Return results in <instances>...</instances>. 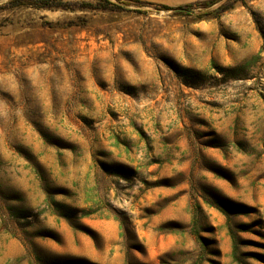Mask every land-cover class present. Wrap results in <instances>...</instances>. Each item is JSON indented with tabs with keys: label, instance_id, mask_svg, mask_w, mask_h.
Here are the masks:
<instances>
[{
	"label": "rangeland",
	"instance_id": "1",
	"mask_svg": "<svg viewBox=\"0 0 264 264\" xmlns=\"http://www.w3.org/2000/svg\"><path fill=\"white\" fill-rule=\"evenodd\" d=\"M20 1L0 264H264V0Z\"/></svg>",
	"mask_w": 264,
	"mask_h": 264
},
{
	"label": "trees",
	"instance_id": "2",
	"mask_svg": "<svg viewBox=\"0 0 264 264\" xmlns=\"http://www.w3.org/2000/svg\"><path fill=\"white\" fill-rule=\"evenodd\" d=\"M106 2L112 4L111 1L106 0ZM20 4H29L38 8H48V9H55V8H59L60 5L58 4H53L51 3L49 0H37V1H33V0H21ZM185 7H188V5H182V6H178V7H174L173 9H183Z\"/></svg>",
	"mask_w": 264,
	"mask_h": 264
},
{
	"label": "crops",
	"instance_id": "3",
	"mask_svg": "<svg viewBox=\"0 0 264 264\" xmlns=\"http://www.w3.org/2000/svg\"><path fill=\"white\" fill-rule=\"evenodd\" d=\"M159 1H162V2H174L175 0H159Z\"/></svg>",
	"mask_w": 264,
	"mask_h": 264
}]
</instances>
